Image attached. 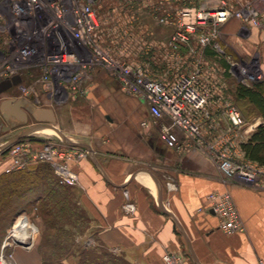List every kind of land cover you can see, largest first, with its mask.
Segmentation results:
<instances>
[{"label": "built area", "instance_id": "obj_1", "mask_svg": "<svg viewBox=\"0 0 264 264\" xmlns=\"http://www.w3.org/2000/svg\"><path fill=\"white\" fill-rule=\"evenodd\" d=\"M231 21L242 30H264V0H0V35L14 42L42 37L58 47L51 59L63 68L58 76L67 75L68 90L85 96L82 82L94 70L105 71L123 94L147 105L169 148L197 149L227 183L264 189V168L239 157L238 137L247 123L219 64L226 55L222 29ZM159 29L167 35L159 36ZM87 156L81 147L45 139L6 147L0 159L7 172L49 165L60 184L77 187L75 167ZM166 186L178 190L173 180ZM124 209L135 212L134 205ZM199 212L213 213L226 235L244 231L230 191L208 195ZM163 262L189 264L180 252L166 253ZM0 263L6 264L2 253Z\"/></svg>", "mask_w": 264, "mask_h": 264}, {"label": "crops", "instance_id": "obj_2", "mask_svg": "<svg viewBox=\"0 0 264 264\" xmlns=\"http://www.w3.org/2000/svg\"><path fill=\"white\" fill-rule=\"evenodd\" d=\"M240 30V23L231 21L223 27V34L235 50L244 52L247 48L241 41L245 39ZM252 33L257 35V47L260 44L261 50L264 49V30ZM97 70L81 84L87 94L70 97L73 100L70 111H60L58 115L55 108H36L28 102L21 108L28 117L26 105L30 104L32 112L33 125L25 134H59L50 123L51 118L56 121L59 117L60 125L71 134H78V140H68L63 133L58 140L88 153L75 167L79 185L73 187L76 201L90 218L89 233L80 239L81 248H103L129 264H164L163 256L169 252L184 254L189 264L264 261V189L227 183L217 165L197 149L179 152L169 148L160 137L159 126L151 123L147 105L133 97L129 104L125 103L120 87L119 91L114 88L118 92L110 100L112 113L111 117L106 116L109 124L104 126L95 115L100 101L91 96L98 85L106 82L96 78ZM0 119L4 122L1 112ZM7 122L9 128L19 124L11 116ZM143 122H149L150 126L143 127ZM261 123L262 118L257 116L240 132V159L246 158L241 144L249 140ZM9 132L0 133V138ZM9 143L0 144V153ZM6 169L7 162L0 159V177L22 171ZM171 180L178 185L176 192H170L166 186ZM226 191L231 192L244 223V231L234 235L220 231L219 219L213 213L199 212L208 195ZM128 204L134 205V213L125 211ZM26 238L21 243L25 246ZM5 239L0 228V250ZM16 260L17 264H42L39 254L21 248L16 250ZM63 264H79V257L78 262L70 258Z\"/></svg>", "mask_w": 264, "mask_h": 264}, {"label": "trees", "instance_id": "obj_3", "mask_svg": "<svg viewBox=\"0 0 264 264\" xmlns=\"http://www.w3.org/2000/svg\"><path fill=\"white\" fill-rule=\"evenodd\" d=\"M229 74V64L222 61ZM234 104L241 109L247 120L257 116L262 123L249 140L241 144L245 157L264 166V81L251 86L238 84L231 89ZM254 116V117H253ZM37 209L43 219L48 237L57 242V249L72 253L79 264H129L106 249L79 248L73 252L78 232L90 225V218L76 201L73 187L60 184L52 168L41 164L29 167L11 175L0 177V228L6 231L8 225L21 212ZM50 234H52L50 236ZM49 240V239H48ZM63 264V263H61Z\"/></svg>", "mask_w": 264, "mask_h": 264}, {"label": "rangeland", "instance_id": "obj_4", "mask_svg": "<svg viewBox=\"0 0 264 264\" xmlns=\"http://www.w3.org/2000/svg\"><path fill=\"white\" fill-rule=\"evenodd\" d=\"M259 9L263 10L262 7H259ZM253 31L255 30H240L239 31L241 32V34L244 36V39H245V40L241 39V41L242 42L244 41V43L248 45L247 47V45L244 44V48H247V50L244 49V52H240L238 50H235L234 45L230 44V42H228L225 39V36L223 34V29H222V38L224 42V49H225L226 55L221 61H219V64L221 65V67H223L222 61L224 60L231 64L230 66V64L228 63L230 66L229 69H231V73H229L228 76L226 75L227 84H228V92L231 95H232L231 89L235 88L238 84L251 86L255 83L264 81V49L261 50L260 44L257 47V41L255 39L257 35L255 34V36H253L254 34L252 33ZM257 32L260 33L262 31H257ZM157 33L159 36H162V37L167 35V32L162 29H159ZM253 41H256V43ZM13 49L14 48H12V52L14 51ZM211 58H214V57H211ZM242 70L246 71V74H243ZM33 74H34V79L36 80L39 78L41 72L35 71L33 72ZM94 75L96 76V78L98 79L101 78L102 80L106 81L105 83L103 84L101 83V85H98L96 89L91 93V96L96 97L100 101V104L96 107L97 109L95 108V111L97 112L95 115L100 118L104 126H108L109 123L106 120V116H110V114L112 113L110 100L112 99V97H115V95L119 91L120 86H119V83L113 77H111L108 73H106L103 70L95 71ZM93 80H95V78H93ZM31 81L32 80L26 79L25 82L23 83V86L18 89L19 95H21L24 99L30 98L31 101H35V97H38L39 98V99L37 98L38 103L35 104L36 108H39V107L40 108H45V107L55 108L56 110L59 111L58 115H60L63 111H66L67 109L70 111L69 106L73 104L72 98H70L68 102H65V103H57L55 101L48 102L45 97L44 88L41 85H39L35 89V92H30L28 86L31 84ZM114 88H117L118 91ZM104 91L106 92L108 91V92L106 93ZM122 96L124 98L123 100L127 104H129L128 102L129 99H133L130 96H127L125 94H122ZM7 99H14V96L10 92L0 95V104L4 100H7ZM29 105L30 104L26 105V109L28 111V117H29L27 123H25V125L19 126L11 130V132H9L8 134L3 135L0 138V144L8 141V143L9 142L10 143L8 144L7 147H9L15 143H19L22 141H29V140L37 141V140H43V139L44 140L45 139H56L57 141H60L58 140V139H61L59 134L50 135V136L45 135L43 133H38L34 135L32 133L33 136H28L27 134H25L26 131H28V129L33 125V121L31 120L32 112L30 110L31 107H29ZM235 107L241 112L242 116L245 117L241 109H239V107L236 105ZM244 119H245V122L247 123L254 121V118L249 119V120H247L246 118ZM53 125L56 126V129L59 131L60 134L63 133L64 136H66V139L68 140L71 139L72 141L78 140V134H74V133L71 134L68 129H65L62 125H60L59 117L56 119ZM39 126L43 127L41 125ZM8 154H9L8 152L7 154L4 153L3 157H5V155L7 156ZM20 219H23L25 222L32 225L37 230L35 245H34L35 247L33 246L30 248L28 246H21V243H23V241L16 243L14 238L12 237L11 234H13L14 228ZM88 229H89V226L88 228H86L85 226L81 232H78L77 234L78 236H76V239L74 240V242L71 243L73 246L69 247L70 249H68L69 251L72 250L71 252H73L76 249L78 251V249L81 248L80 239L88 235L89 233ZM2 234L5 235L6 239L0 250L1 251L0 255L2 253L3 262H5L6 264H17L16 250L20 248L25 251H34L35 253L39 254L40 257L42 258V264H61V263H64V261L70 258L71 259L73 258V257H70L72 253L70 252L68 253L67 251H62L60 249H57L56 247L57 242L54 239H51L50 237H48L49 233H46L44 221L39 216L36 208L30 209L27 212L25 211L21 212L18 215H16L15 218L12 220L11 225H8L6 231L2 232ZM51 235L52 234H50V236Z\"/></svg>", "mask_w": 264, "mask_h": 264}, {"label": "flooded vegetation", "instance_id": "obj_5", "mask_svg": "<svg viewBox=\"0 0 264 264\" xmlns=\"http://www.w3.org/2000/svg\"><path fill=\"white\" fill-rule=\"evenodd\" d=\"M12 48H14L13 52ZM56 51H58V47H54V44L45 41L42 37L14 42L11 41L9 35H0V84L4 82L13 84L14 78H20V82L17 85H12V88L5 93L10 92L14 99L35 105L38 103V97H35V101H31L30 98L24 99L18 93V89L27 79L32 80L28 86L30 92H35V89L41 85L48 102H61L72 96H77L78 92L68 91L70 84L67 75L62 79L57 74V71L61 72L63 68L55 65L51 59ZM35 71L41 72L36 80L33 74ZM4 123L9 125L6 121ZM22 125L25 123L19 122L14 127L10 126V130Z\"/></svg>", "mask_w": 264, "mask_h": 264}, {"label": "water", "instance_id": "obj_6", "mask_svg": "<svg viewBox=\"0 0 264 264\" xmlns=\"http://www.w3.org/2000/svg\"><path fill=\"white\" fill-rule=\"evenodd\" d=\"M19 82H20V78L16 77V78H14L13 84H11L9 82H4V83L0 84V95L5 93L6 91L10 90L12 88V85H17ZM23 106H24V102H22V101H15V100L3 101L0 104V112L3 115L4 121L7 122V120L9 119V116H11V117H13V119H15L19 122L27 123L28 117L25 113H23L21 111V108ZM50 123L54 124L55 120L53 118H51ZM9 130H10V128L0 119V133L7 132ZM21 246H25V245L21 244Z\"/></svg>", "mask_w": 264, "mask_h": 264}, {"label": "bare ground", "instance_id": "obj_7", "mask_svg": "<svg viewBox=\"0 0 264 264\" xmlns=\"http://www.w3.org/2000/svg\"><path fill=\"white\" fill-rule=\"evenodd\" d=\"M36 234L37 230L33 226L25 222L23 219H20L14 228L13 234L11 235L16 243L27 237L25 242L27 246L31 248L35 245Z\"/></svg>", "mask_w": 264, "mask_h": 264}]
</instances>
